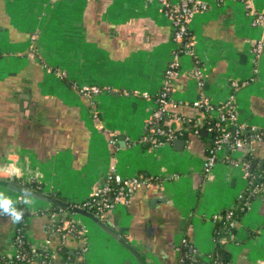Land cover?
Here are the masks:
<instances>
[{
	"label": "crops",
	"instance_id": "obj_1",
	"mask_svg": "<svg viewBox=\"0 0 264 264\" xmlns=\"http://www.w3.org/2000/svg\"><path fill=\"white\" fill-rule=\"evenodd\" d=\"M205 1L173 81L177 105L165 109L182 133L155 145L147 123L177 47L159 0H0V176L35 181L67 202L87 198L111 174L152 180L98 215L145 264H181L187 241L207 264L216 221L248 187L246 163L264 168V140L253 139L225 148L211 173L203 170L213 134L195 100L233 95L236 121L264 129V54L255 51L264 30L242 0ZM252 2L264 10V0ZM85 84L104 89L84 94ZM0 193L15 206L28 199L27 237L35 248L54 247L55 264H139L93 218L76 212L85 238L68 234L61 243L49 229V202L1 185ZM15 227L0 212V254L14 253ZM225 250L224 264H264V185Z\"/></svg>",
	"mask_w": 264,
	"mask_h": 264
},
{
	"label": "built area",
	"instance_id": "obj_2",
	"mask_svg": "<svg viewBox=\"0 0 264 264\" xmlns=\"http://www.w3.org/2000/svg\"><path fill=\"white\" fill-rule=\"evenodd\" d=\"M159 1L164 5L165 12L171 18L172 35L174 41L177 44V47L165 68L164 83L159 91L156 106L153 109V112L150 115L147 123L148 131L146 137L155 145H160L167 141H171L177 136L175 133V129L171 128L168 130L169 134L167 139L156 140L154 138L155 133H164L166 131L165 128H163L160 124V121L163 120V116L165 114L166 105L169 103L175 106L177 105V103L171 96V92L173 81L181 70L182 56L186 53L191 52V39H187V37L192 34L191 21L197 11L208 8V3L205 0H180L178 3H172L170 0ZM242 1L245 2L247 13L252 15V24L261 26L264 30V10L258 9L253 4L252 0ZM255 51L258 54H264V35L257 41L255 45ZM194 75L198 83L203 84L204 73L200 67H196ZM233 85L235 88H237L240 83L234 81ZM103 89V87L95 84H85L80 86L81 92L89 95L100 93L103 91ZM233 97L234 96L231 95L230 98L221 103H214L209 99H197L194 101L195 105L205 106L213 116H217L218 118H220V120H217L214 125L207 126L210 132L213 130L219 131L221 125L220 121L225 120L227 117L236 120ZM187 121L192 122L193 119L190 118ZM239 125L242 132L250 131L252 133V138L250 140H264V131H262L260 128L244 123H239ZM250 140L242 137L232 138L231 132L227 130L217 133V135L213 139L211 147L209 148L207 157L204 160L203 170L207 174H210L212 168L218 161L219 152H221L225 148L240 147ZM245 167L248 175V187L252 189L251 192H258L263 185L254 183V176L250 171V163H246ZM151 183L152 180L142 175L124 177L120 174H111L105 184L100 186L87 198L74 202L72 206L83 209H85L86 207H96V215L98 216L112 208L115 203L123 200L127 201L129 199V196L141 186ZM242 193L239 196H242ZM250 204V200L245 201V206L247 208H249ZM231 214L232 212H229L228 217H230ZM49 216L51 220L49 228L52 229L54 233L60 235L61 243H65L68 233H63L61 230V226L59 224H54L59 219L57 212H52L49 214ZM24 238L25 234L21 232V229L15 227V232L13 235L15 251L14 253H12V255H16L17 258L28 260L30 262L33 260H39L43 264H55L54 259L57 251L54 247L46 245L44 247H41L42 251L34 247V253L32 255H29L22 248ZM86 248L87 245L83 244L81 252H84Z\"/></svg>",
	"mask_w": 264,
	"mask_h": 264
},
{
	"label": "trees",
	"instance_id": "obj_3",
	"mask_svg": "<svg viewBox=\"0 0 264 264\" xmlns=\"http://www.w3.org/2000/svg\"><path fill=\"white\" fill-rule=\"evenodd\" d=\"M191 35H189L187 39H191ZM205 109L208 113L205 119V123H204L206 126L214 125L217 120H220V118H218L217 116H213L206 107ZM220 122H221L220 130L211 131V133L213 134V139L215 138L217 133H220L221 131H224V130L230 131L232 138L242 137L248 140L252 138V133L250 131L242 132L240 130L239 122L236 121L235 119L227 117L225 120H222ZM188 123L192 125L193 127H195L194 121L188 122ZM160 124L163 128H165L166 131L164 133H155L154 138L156 140L167 139L168 134H169L168 130L171 128L175 129V133L177 136L182 133L181 130L175 128V125H172V124L169 125L166 122L165 114L163 116V120L160 121ZM261 130L264 131V129H261ZM250 171L252 175L254 176V183H259V184L264 185V168L258 167L256 165L255 166L250 165ZM13 180L16 183L21 184L27 188L33 189L35 191L44 192L42 186L35 181H24V180H20L16 178H13ZM251 190L252 189L250 187H247V189L242 193V196H238L233 206L225 209L222 212L220 218H218V220L216 221V225L214 229L215 247H214V250L210 254V259L207 262V264H224L229 260V256L224 255L226 251L225 250L226 238L228 235H231L238 228V224L240 223L245 212L247 211V207L245 206V201L246 200L252 201L255 198L257 192L256 191L251 192ZM49 195L57 197L54 194L53 195L49 194ZM69 203L71 205L74 204V202H69ZM15 207L17 208V210L23 211L22 220L20 222H16V228H20L21 232L25 234L22 248L27 254L32 255L34 253V246L32 245V243L29 241L27 237V228H28L27 218L30 214L29 207L25 203H19ZM85 210H88L96 215V207H86ZM45 211L49 214L52 212H57L59 219L54 224L55 225L59 224L61 226V230L63 233L66 232L68 234H72L78 241L84 240L85 234H84L83 226L81 222L76 220L74 217V214H76V211L68 207H63V206H59L56 204H50L47 208H45ZM229 212H232L230 217H228ZM50 232L60 237V235L57 233H54L52 229H50ZM82 245L79 248L80 251L82 249ZM38 249L42 251V248H38ZM59 250L60 249H58V251ZM180 251H181L180 252L181 253V264H202L201 256L190 249V243L188 241L181 245ZM29 263L30 261L19 259L16 257V255L0 254V264H29Z\"/></svg>",
	"mask_w": 264,
	"mask_h": 264
},
{
	"label": "water",
	"instance_id": "obj_4",
	"mask_svg": "<svg viewBox=\"0 0 264 264\" xmlns=\"http://www.w3.org/2000/svg\"><path fill=\"white\" fill-rule=\"evenodd\" d=\"M183 141V140H180ZM0 185L5 186L9 189H12L14 191L20 192L25 194V190L27 191L29 196H33L35 198H38L43 201H47L50 204H56L63 207H68L70 209H73L77 213L83 214L85 216L93 218L95 221H97L100 226L106 230L109 234L117 238L120 242H122L127 248H129L137 257L139 264H145L142 255L131 245L129 244L124 238L120 237L111 227L106 224L103 220H101L97 215L93 214L92 212L85 210L83 208L73 207L69 202L63 201L57 197L51 196L45 192L35 191L33 189L27 188L21 184L16 183L13 180V177L6 178L0 176Z\"/></svg>",
	"mask_w": 264,
	"mask_h": 264
},
{
	"label": "clouds",
	"instance_id": "obj_5",
	"mask_svg": "<svg viewBox=\"0 0 264 264\" xmlns=\"http://www.w3.org/2000/svg\"><path fill=\"white\" fill-rule=\"evenodd\" d=\"M27 195L28 193L25 190V197H27ZM23 202L27 204L29 201L25 198ZM0 212L9 215L14 222H20L23 218V211L17 210L13 199L4 196L3 193H0Z\"/></svg>",
	"mask_w": 264,
	"mask_h": 264
}]
</instances>
